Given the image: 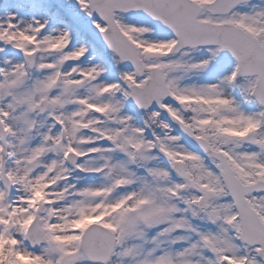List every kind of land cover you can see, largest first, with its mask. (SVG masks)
<instances>
[{"label": "snow or ice", "instance_id": "6c2138e0", "mask_svg": "<svg viewBox=\"0 0 264 264\" xmlns=\"http://www.w3.org/2000/svg\"><path fill=\"white\" fill-rule=\"evenodd\" d=\"M0 264H264V0H0Z\"/></svg>", "mask_w": 264, "mask_h": 264}]
</instances>
